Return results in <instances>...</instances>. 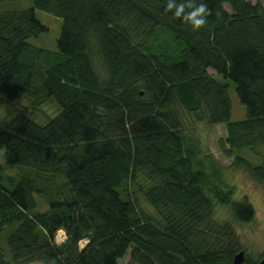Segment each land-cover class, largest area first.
I'll use <instances>...</instances> for the list:
<instances>
[{
	"label": "trees",
	"instance_id": "trees-1",
	"mask_svg": "<svg viewBox=\"0 0 264 264\" xmlns=\"http://www.w3.org/2000/svg\"><path fill=\"white\" fill-rule=\"evenodd\" d=\"M9 1L0 0V108L18 96L29 108L0 122V264L264 259L240 244L236 225L255 211L232 175L264 189V0H176L186 12L206 3L196 31L169 0L4 10ZM35 10L61 20L55 50L29 43L48 31ZM218 79L234 85L243 120L231 121ZM47 102L58 113L38 125L30 114ZM191 123L225 127L229 167L203 151Z\"/></svg>",
	"mask_w": 264,
	"mask_h": 264
},
{
	"label": "rangeland",
	"instance_id": "rangeland-1",
	"mask_svg": "<svg viewBox=\"0 0 264 264\" xmlns=\"http://www.w3.org/2000/svg\"><path fill=\"white\" fill-rule=\"evenodd\" d=\"M262 5L264 6V1H262ZM33 7L32 0H12L5 4L4 10L25 11ZM35 15L38 20L48 28V31L36 39H31L29 43L36 47L55 50V43L59 37L62 24L61 20L39 10H35ZM209 73L212 74L211 72ZM219 81L228 85V94L232 106L231 121L234 122L243 120L245 118V109L239 103L236 97L234 85L226 80ZM21 108H29L27 100L22 96H18L13 104L5 103L0 108V122L8 121L14 113V109ZM32 113L30 114V118L33 122L38 125H45L49 120L56 116L58 112L53 102H47L40 109H36ZM188 129L191 136L200 138V145L203 151L211 155L222 168H227L230 166L232 160L226 158L225 155L219 150V143L221 141L224 142L226 138V130L223 125L204 127L201 126V124L191 123L190 126L188 125ZM4 160L5 153L4 151H1V163L4 162ZM8 173L11 176L15 174L13 171ZM232 175H234L235 185L238 188L237 196L240 198L246 196L255 211L254 221L249 225H236V233L239 236L240 244L245 248L246 256L251 258V260H257L260 256H264V189L250 181L248 177L242 172L233 173ZM38 210H46L43 200H40V207ZM218 213V216H227L224 211L219 210ZM55 241L57 244L61 243V238H59V235ZM2 246L4 248V245ZM117 264L134 263L131 262L129 255H127L118 261Z\"/></svg>",
	"mask_w": 264,
	"mask_h": 264
},
{
	"label": "clouds",
	"instance_id": "clouds-1",
	"mask_svg": "<svg viewBox=\"0 0 264 264\" xmlns=\"http://www.w3.org/2000/svg\"><path fill=\"white\" fill-rule=\"evenodd\" d=\"M191 11L186 12L184 3H177L176 0H169L167 10L172 12L175 18L182 19L184 22L191 25L193 31L199 30L207 23V16L210 11L206 3L201 2L198 6L191 5Z\"/></svg>",
	"mask_w": 264,
	"mask_h": 264
},
{
	"label": "water",
	"instance_id": "water-1",
	"mask_svg": "<svg viewBox=\"0 0 264 264\" xmlns=\"http://www.w3.org/2000/svg\"><path fill=\"white\" fill-rule=\"evenodd\" d=\"M244 262V253L241 252L234 257L233 264H242ZM259 264H264V259Z\"/></svg>",
	"mask_w": 264,
	"mask_h": 264
},
{
	"label": "built area",
	"instance_id": "built-area-1",
	"mask_svg": "<svg viewBox=\"0 0 264 264\" xmlns=\"http://www.w3.org/2000/svg\"><path fill=\"white\" fill-rule=\"evenodd\" d=\"M62 234V233H61ZM59 238H61V241H63L64 239V236H63V234L62 235H59Z\"/></svg>",
	"mask_w": 264,
	"mask_h": 264
},
{
	"label": "flooded vegetation",
	"instance_id": "flooded-vegetation-1",
	"mask_svg": "<svg viewBox=\"0 0 264 264\" xmlns=\"http://www.w3.org/2000/svg\"><path fill=\"white\" fill-rule=\"evenodd\" d=\"M262 259H263V258H262ZM262 259H260L259 262H260Z\"/></svg>",
	"mask_w": 264,
	"mask_h": 264
}]
</instances>
